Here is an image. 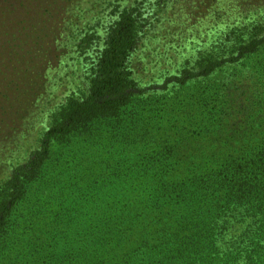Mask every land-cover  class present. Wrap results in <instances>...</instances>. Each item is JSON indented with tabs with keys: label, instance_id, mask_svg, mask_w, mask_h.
Segmentation results:
<instances>
[{
	"label": "trees",
	"instance_id": "1",
	"mask_svg": "<svg viewBox=\"0 0 264 264\" xmlns=\"http://www.w3.org/2000/svg\"><path fill=\"white\" fill-rule=\"evenodd\" d=\"M135 30L125 11L88 95L15 169L0 204V264H264V36L175 78L223 73L242 102L230 93L211 107L200 94L210 125L148 145L168 134L155 130L160 99L147 104L131 78Z\"/></svg>",
	"mask_w": 264,
	"mask_h": 264
},
{
	"label": "rangeland",
	"instance_id": "2",
	"mask_svg": "<svg viewBox=\"0 0 264 264\" xmlns=\"http://www.w3.org/2000/svg\"><path fill=\"white\" fill-rule=\"evenodd\" d=\"M125 11L136 19L131 78L147 104L160 99L155 110L165 116L155 130L168 135L148 145L210 125L204 101L194 99L200 94L211 107L230 93L242 102L243 88L227 90L223 73L185 86L175 78L264 36V0H0V204L15 169L41 148L71 101L88 95L98 56Z\"/></svg>",
	"mask_w": 264,
	"mask_h": 264
}]
</instances>
